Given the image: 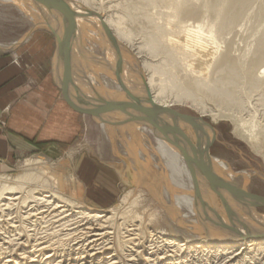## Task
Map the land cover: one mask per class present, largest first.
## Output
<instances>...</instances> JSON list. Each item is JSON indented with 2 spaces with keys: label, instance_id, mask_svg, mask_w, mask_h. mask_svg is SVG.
<instances>
[{
  "label": "bare ground",
  "instance_id": "bare-ground-1",
  "mask_svg": "<svg viewBox=\"0 0 264 264\" xmlns=\"http://www.w3.org/2000/svg\"><path fill=\"white\" fill-rule=\"evenodd\" d=\"M49 1L0 3L16 5L31 16L35 9L56 15V27L47 25L58 36L54 63L61 84L64 53L58 48L65 36L70 60L71 43L76 48L79 35L102 38L109 56L106 68L115 75L111 77L109 71L103 75L108 96L97 94L94 80L85 90L87 95L83 93L71 66L68 89L73 98L79 96L91 110L102 108L104 102L132 103L180 115L171 110L173 104L191 101L201 117L194 123L183 118L173 121L165 113L159 120L166 127L156 121L154 130L150 123L135 120V111L123 115L114 109L93 116L108 139L121 134L123 142L135 141L126 144L127 182H132V159L135 183L149 192L151 200L136 187L124 193L121 205L96 210L82 202L80 194L69 196L68 182L49 166H39L41 161L28 162L35 168L15 178L0 174V264H264V215L258 212L264 206L221 192L200 171V167L209 169L236 187L228 165L210 154L215 129L201 119L204 115L215 121L232 120L236 132L264 158V124L260 123L264 122V0H123L111 8L101 0L99 5L95 0H59L66 8V19ZM107 10L111 14H101ZM122 45L141 57L147 79L139 85L131 80L134 75L123 70L127 64ZM119 59L123 68L118 70V80L112 63L117 66ZM78 88L81 93L76 92ZM121 91L128 101L124 102ZM137 141L154 153L151 159L142 150L135 154ZM179 148L188 152L183 155ZM152 161L158 167L155 174L164 185V197L146 180L153 173ZM175 191L182 194L175 196ZM218 210H224L222 218ZM46 225L55 231L41 239L36 232Z\"/></svg>",
  "mask_w": 264,
  "mask_h": 264
},
{
  "label": "rangeland",
  "instance_id": "rangeland-1",
  "mask_svg": "<svg viewBox=\"0 0 264 264\" xmlns=\"http://www.w3.org/2000/svg\"><path fill=\"white\" fill-rule=\"evenodd\" d=\"M101 1L102 2H100V0H95L94 2L96 4H98L97 2L103 3L104 6L106 7L109 5L111 6V4L115 5L117 1L118 4L123 2V0H101ZM27 4H29L30 6L32 5L31 2H27ZM110 6L108 8L114 7V6L111 7ZM35 10L36 13L34 14L35 16L34 17L31 16L30 14H25L16 5L0 3V47L1 48L21 45L26 41H28L29 39L33 38L32 36H35V34L37 35L40 33L44 34L43 36L45 37V40L47 41V45L49 47V50H51V52L53 51V49L56 48L58 44L56 41V37L58 38V36H55L57 34L52 33L51 28L48 26L49 23H51L50 25L51 27L53 26L56 27L57 25L56 15L54 14V16L50 17L47 12H43V14H40L41 12L38 9ZM109 11L108 10L105 12L103 11L101 12V14L104 13L103 14L104 16L105 14L109 15L110 13ZM80 36L81 35H79L78 38H76L77 39L76 48L75 45L71 43L73 50L70 49L71 51H69L71 54V60L69 59L70 67L72 66V68L74 69L75 76H77L76 85H80L81 90L83 91V93L86 94L87 92L85 90H88L87 88L89 87V82L94 80L96 81L94 87L96 89L97 94L103 98H105V96L107 98L108 95L104 94V92L108 88L107 85L105 84V79L103 78V75L107 73L109 75V72L111 77L112 76L114 77L115 75L113 70H107L106 68L107 57L109 58V56L106 55L105 52L106 48H104V44H103L104 42L101 41L100 39L102 38L98 37L97 35L91 36L88 39H86L85 37L81 38ZM125 50L126 49L123 47L121 52H122V57L125 60V64L127 65L123 66V64H120L119 68L122 69L124 67L123 70L124 69L127 70V71L124 70L125 72H129L132 75H134L136 79L133 77L131 78V80L132 81L134 80L133 82L136 85H139L142 83L143 78L147 79L146 78L147 73L141 67L142 65V63H140L141 57L138 55L136 56L135 53H129L128 50L126 51ZM76 56H78V58ZM128 56H130V58ZM110 59L112 60V58ZM113 64L114 66L112 67H115V69L114 68L113 69L117 70L116 62L113 61L112 65ZM121 65L123 67H121ZM59 77H60V73H59ZM83 85L87 86L86 89L82 88ZM113 91H112L113 93H116L115 90ZM76 92L81 93L79 91V88L78 91ZM88 92L92 98L96 97L93 92L91 91ZM123 93L124 92L121 91V94ZM123 97L125 101L124 99L123 100L120 99L121 101L124 102L128 101L126 99L125 93ZM64 100L66 103L69 104L65 95H64ZM72 108L74 109V111L78 113L79 124H80V133L78 136L75 137L74 140L70 141L68 144H65L63 146V149L58 150V152L48 150L47 153H42V154L37 153L28 156L22 160H16L15 162H13L12 166L5 168L3 171H0V174L6 177L15 178L17 177V175L25 174L30 169L35 168L32 166H27L28 162L30 163L34 161L35 163H39L41 161L38 164L39 166H43L46 168L49 166V168H52V170L57 174L59 173L58 175L68 182L69 188L67 194L69 196H78L80 194L81 201L88 206H92L96 210L111 209L114 208V206L116 207L117 204L121 205L120 200H122L124 193L130 190L135 191L136 187H137L136 190L141 191L140 193L144 191L143 192L144 194L142 193L144 197L151 200L149 192L146 189H141L140 186H138V184L135 183V179L137 177H136V172H134L136 170L134 167V161L132 159H129V162L132 163L130 164V170H129L130 180L132 182L130 181L127 182L129 179H127L126 177L127 170L125 166L126 164L125 158L127 154L126 144H132L135 141L126 139L124 143L123 135L121 134H117L114 140L108 139L109 137L104 134V132L100 127L99 122L94 118L95 116L93 117L90 114L83 113L82 111L77 110L73 106ZM171 110H176L178 112H181L183 115L187 114L195 118L201 117L200 113L198 112V110L195 108L194 104L191 101H186L185 104L177 103L175 104V106L173 104ZM136 115L138 116L139 114L136 113ZM201 119L209 123L215 129V140L213 141V144L211 145L210 148L211 156L224 161L228 165L230 171L236 177V178L234 177L236 180L233 179V182H235L236 187L247 191L249 194L264 199V158L261 155L260 157L259 153H257V151H254L252 149L251 144L246 139H242L243 137L239 132H236L234 127V122L232 120L218 119L215 121L210 115H204L203 118ZM260 123L262 125L264 124L262 120L260 121ZM127 126H131V125H127ZM238 135L240 138L238 137ZM154 139L155 138L152 136L151 143L155 148L156 140ZM138 142L139 141H137V143H134L136 149L135 154L138 156L139 155L138 150H140V152L142 150V153H144L145 155H147L149 159H151L154 153L148 151L147 147L145 146L141 147L140 142L139 143ZM152 164L153 165H151L152 166L151 168L153 170V173L150 174V177L148 176L147 177L148 179L146 178V180L151 184L153 183L152 185L155 184L154 186L157 188L159 194L161 193L160 196L162 195L161 197H164L163 194L165 189L164 185L158 180V177L155 174L158 171V167L154 166L155 163L153 161ZM157 164H159V162H157ZM132 169L135 175L132 174L133 173ZM73 189H75L76 192ZM179 193L182 194V192ZM179 193L178 191L177 192L175 191L174 195L175 196H177V194L180 195ZM152 202H154L153 204L156 203L154 207L156 208L159 207L158 202H155L154 200ZM223 212L224 210L222 212H219L220 215L218 216L222 218ZM258 212H260L261 215H264V207H259ZM43 228H41L42 231H39L41 229L38 228L37 231L39 233L36 232L38 234V237L39 238L41 237V239L44 237L50 238L49 234L52 232L49 233V231H55V230H51L50 227H49L50 229L48 230L47 225L45 227L47 229L44 228L43 230ZM56 239L58 238H55L54 240ZM71 245L73 244H70L66 247L69 249ZM55 247L56 246H53L52 248Z\"/></svg>",
  "mask_w": 264,
  "mask_h": 264
},
{
  "label": "crops",
  "instance_id": "crops-1",
  "mask_svg": "<svg viewBox=\"0 0 264 264\" xmlns=\"http://www.w3.org/2000/svg\"><path fill=\"white\" fill-rule=\"evenodd\" d=\"M43 35L0 47V171L33 154L58 152L80 133L55 67L57 46L51 52Z\"/></svg>",
  "mask_w": 264,
  "mask_h": 264
},
{
  "label": "water",
  "instance_id": "water-1",
  "mask_svg": "<svg viewBox=\"0 0 264 264\" xmlns=\"http://www.w3.org/2000/svg\"><path fill=\"white\" fill-rule=\"evenodd\" d=\"M48 4L57 12H59L60 14L63 15V18L66 19L67 17V11H65V7L62 6V2L59 0H50L48 2ZM67 36H65L64 40L62 41V43H59V50H63V67H64V79H63V84H61V88L62 91L67 99V101L69 102L70 105H72L74 108H76L77 110L82 111L83 113H87L90 114L92 116L94 115H101L109 110H119L121 112H123L124 114H127V111H135L139 114H141L142 116H136L134 117L135 120H140V121H145L148 122L152 125V127L154 128V130H157L156 128V121H161V123L163 124V126L166 127V124L163 122V120H159V116L160 115H164L165 113H168L169 116L172 117L173 121H176L178 118H183L188 120L189 122H197L198 119L194 118V117H187V116H183L178 114L175 111H163L157 108H148L145 109L143 106L139 105V104H132V103H123V104H118V103H106L104 102V106H101L102 108H100V106H95L97 107V109L95 110H91L90 108H88V104L85 100H83L82 98H80L79 96L77 97H72V95L70 94V91L68 89V79H69V74H70V62H69V55H68V49H67ZM66 41V42H65ZM121 60H118V65H117V78L119 80L118 77V70L120 67V63ZM119 83H121V81H119ZM151 104V103H150ZM168 126V125H167ZM170 127V126H169ZM176 128V127H175ZM171 144L177 146L178 144L176 142H173L172 140H168ZM213 144V143H212ZM210 144V145H212ZM179 150L184 154H186L188 151L184 150L183 148H179ZM191 151V150H190ZM190 168L192 169L193 165L189 163ZM199 166V165H198ZM201 168V172H203V174H205L207 177H209L211 180H213L218 187L220 188L221 192L223 193H228L229 195L233 196V197H240V198H248V199H253L257 202H259L262 206H264V199H262L261 197L249 194L247 192H244L242 190L237 189L236 187H233V185H231L230 183L226 182L225 180H223L222 178H219L217 176H215L211 171H209V169H203V167ZM207 170V172H206ZM195 195L197 198H199V193H198V189H197V184L195 185Z\"/></svg>",
  "mask_w": 264,
  "mask_h": 264
}]
</instances>
